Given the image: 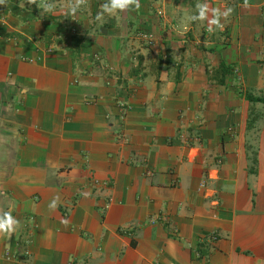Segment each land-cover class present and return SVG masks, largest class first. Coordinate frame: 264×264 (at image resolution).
Wrapping results in <instances>:
<instances>
[{
  "label": "crops",
  "instance_id": "crops-1",
  "mask_svg": "<svg viewBox=\"0 0 264 264\" xmlns=\"http://www.w3.org/2000/svg\"><path fill=\"white\" fill-rule=\"evenodd\" d=\"M45 2L0 5V264H264V0Z\"/></svg>",
  "mask_w": 264,
  "mask_h": 264
},
{
  "label": "clouds",
  "instance_id": "clouds-1",
  "mask_svg": "<svg viewBox=\"0 0 264 264\" xmlns=\"http://www.w3.org/2000/svg\"><path fill=\"white\" fill-rule=\"evenodd\" d=\"M29 4H36L37 0H27ZM87 3V0H74V3L70 4L71 14H75L76 11ZM248 0H244V6H247ZM5 0H0V5H4ZM40 7H43L45 11H52L54 8L53 4L41 0ZM101 11L97 14L96 19L101 20L105 13L112 15L118 12H126L133 8L139 9V0H107L106 3L102 4ZM197 14L190 17L191 21H207L208 32H213L216 29L223 30L224 23L222 20H227L233 13L232 7H225L223 10L218 7H210L208 3H197L196 4ZM59 204V197H53L48 207L50 210H55ZM66 227L69 221H61ZM19 220L11 215L10 211H3L0 209V235H6L9 239L13 233L17 231L19 226Z\"/></svg>",
  "mask_w": 264,
  "mask_h": 264
},
{
  "label": "built area",
  "instance_id": "built-area-1",
  "mask_svg": "<svg viewBox=\"0 0 264 264\" xmlns=\"http://www.w3.org/2000/svg\"><path fill=\"white\" fill-rule=\"evenodd\" d=\"M157 14H158L159 16L162 15V13H161L160 11L157 12ZM141 38L146 42V44H147L148 46H152V45L154 44L155 38H154V35H153L152 33H144V34L141 35ZM0 39H4V40H6V41H16V40H17L16 37L13 36V35L8 36V37H6V38H2V37H0ZM48 50H50V49H48ZM119 107H120L119 120H120V122L122 123V122L124 121V119H125V116H126V106H125V104H123V103H119ZM117 138H118L119 140H123V139H124L123 136H122V133L117 134ZM158 220H161V219L153 218V219L150 220V222H151V223H155V222H157ZM162 221H165V220L162 219ZM206 238H207V240H208L209 242H211V241H217V239H218V235H217L216 233H209V234L206 236Z\"/></svg>",
  "mask_w": 264,
  "mask_h": 264
},
{
  "label": "trees",
  "instance_id": "trees-1",
  "mask_svg": "<svg viewBox=\"0 0 264 264\" xmlns=\"http://www.w3.org/2000/svg\"><path fill=\"white\" fill-rule=\"evenodd\" d=\"M8 36H11V34H9V33L8 34H2L0 32V37L6 38ZM221 70H223V73L224 74L228 73V70L223 69V66H221ZM244 99L247 102L252 103V104L258 103V104H263L264 105V99L263 98H261V97H255L254 95H252L250 93H245L244 94Z\"/></svg>",
  "mask_w": 264,
  "mask_h": 264
},
{
  "label": "rangeland",
  "instance_id": "rangeland-1",
  "mask_svg": "<svg viewBox=\"0 0 264 264\" xmlns=\"http://www.w3.org/2000/svg\"><path fill=\"white\" fill-rule=\"evenodd\" d=\"M260 112H264V107L262 108V111H260Z\"/></svg>",
  "mask_w": 264,
  "mask_h": 264
}]
</instances>
